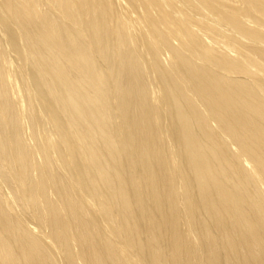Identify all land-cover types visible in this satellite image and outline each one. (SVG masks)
I'll return each instance as SVG.
<instances>
[{"label":"bare ground","instance_id":"6f19581e","mask_svg":"<svg viewBox=\"0 0 264 264\" xmlns=\"http://www.w3.org/2000/svg\"><path fill=\"white\" fill-rule=\"evenodd\" d=\"M0 264H264V0H0Z\"/></svg>","mask_w":264,"mask_h":264}]
</instances>
